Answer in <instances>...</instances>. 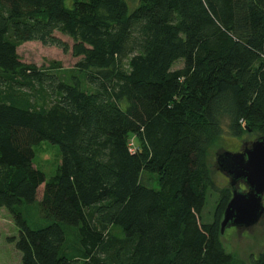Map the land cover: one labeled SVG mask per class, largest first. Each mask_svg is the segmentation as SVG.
Instances as JSON below:
<instances>
[{
  "label": "trees",
  "instance_id": "obj_1",
  "mask_svg": "<svg viewBox=\"0 0 264 264\" xmlns=\"http://www.w3.org/2000/svg\"><path fill=\"white\" fill-rule=\"evenodd\" d=\"M28 42L72 50L83 79L23 63ZM254 131L264 135V0H0V209L22 264H235L220 243L232 190L203 220L206 153ZM44 141L61 151L49 180L35 166Z\"/></svg>",
  "mask_w": 264,
  "mask_h": 264
},
{
  "label": "rangeland",
  "instance_id": "obj_2",
  "mask_svg": "<svg viewBox=\"0 0 264 264\" xmlns=\"http://www.w3.org/2000/svg\"><path fill=\"white\" fill-rule=\"evenodd\" d=\"M137 0H131V5L136 4ZM63 41L70 47L73 46V40L57 33ZM23 63L35 65L39 69L53 71L65 79L81 80L82 74L78 71L76 65L80 58L73 56L72 50L65 53L57 47H46L40 42H28L23 44L18 50ZM183 67V62H178L175 69ZM262 134L259 131L245 133L240 138L224 136L211 143L207 149L206 159L210 178L214 184L207 196L206 207L203 211V220L205 223H212L214 214L219 201L220 191L232 190L229 178L220 172L217 166L218 155L224 152L239 153L244 150L246 145L256 141ZM132 151L144 150L139 140L132 136ZM35 166L42 170L48 180L55 176L59 165L61 164V151L59 146L53 145L48 141L42 142L35 147ZM145 182H152L148 177ZM241 191H246V187L240 185ZM43 187L39 191L38 200H41ZM31 214L27 215L33 228L43 224V217L38 210L33 207ZM19 230L15 224L13 215L6 209H0V264H22V254L17 250L14 239L18 237ZM67 251L71 254L79 253V237L75 230H69L67 233ZM222 248L234 258L235 264H249L253 256H258L264 250V219L253 228L236 229L229 228L220 240Z\"/></svg>",
  "mask_w": 264,
  "mask_h": 264
},
{
  "label": "water",
  "instance_id": "obj_3",
  "mask_svg": "<svg viewBox=\"0 0 264 264\" xmlns=\"http://www.w3.org/2000/svg\"><path fill=\"white\" fill-rule=\"evenodd\" d=\"M217 166L230 180L232 199L222 222L221 235L229 228L250 229L264 219V135L239 153L224 152ZM246 191L240 190V185Z\"/></svg>",
  "mask_w": 264,
  "mask_h": 264
}]
</instances>
